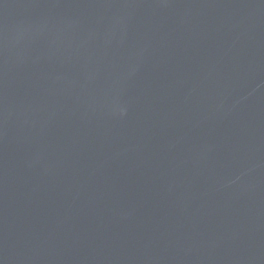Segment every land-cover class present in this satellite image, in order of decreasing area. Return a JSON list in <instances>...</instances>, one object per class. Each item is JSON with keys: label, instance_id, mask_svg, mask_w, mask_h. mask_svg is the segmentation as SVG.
Instances as JSON below:
<instances>
[{"label": "water", "instance_id": "obj_1", "mask_svg": "<svg viewBox=\"0 0 264 264\" xmlns=\"http://www.w3.org/2000/svg\"><path fill=\"white\" fill-rule=\"evenodd\" d=\"M0 264H264V0H0Z\"/></svg>", "mask_w": 264, "mask_h": 264}]
</instances>
